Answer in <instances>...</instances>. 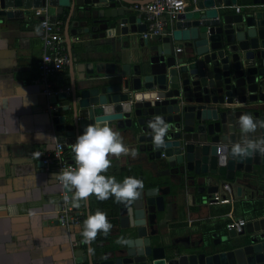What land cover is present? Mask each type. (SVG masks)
I'll return each mask as SVG.
<instances>
[{
  "label": "water",
  "instance_id": "water-1",
  "mask_svg": "<svg viewBox=\"0 0 264 264\" xmlns=\"http://www.w3.org/2000/svg\"><path fill=\"white\" fill-rule=\"evenodd\" d=\"M148 1L0 0V14L12 13L16 6L47 4L54 20L63 7L68 9L63 36L69 83L52 96L57 103L52 117L59 125L54 128L56 140L65 148L86 125L105 120L132 135L149 158L178 174L180 185L184 178L201 174L200 182L209 181L214 191L223 175L240 179L250 189L254 208L240 231L180 243L168 240L161 230L164 195L158 186H149L130 206L119 205L127 243L106 251L87 250L84 257L89 264H264V155H228L226 164L219 155L221 146L241 141L242 114L264 123V0H239L245 11L237 12L223 10L237 0H188L162 34L143 37L145 44L151 43L131 67L125 62L119 70L114 61L97 62L94 68L92 61L76 62L70 34L93 30L92 36L104 35L116 24L120 32L131 27L144 31L146 20L133 5ZM74 11L79 28L73 29L69 17ZM176 40L182 43L181 52L175 50ZM84 50H78L81 57ZM100 65L109 69L102 72ZM73 67L79 71L75 75ZM156 116L169 125L160 148L153 146L147 124ZM249 135L264 138V128Z\"/></svg>",
  "mask_w": 264,
  "mask_h": 264
},
{
  "label": "crops",
  "instance_id": "crops-1",
  "mask_svg": "<svg viewBox=\"0 0 264 264\" xmlns=\"http://www.w3.org/2000/svg\"><path fill=\"white\" fill-rule=\"evenodd\" d=\"M234 5L240 6L239 11H245L239 0L223 10L237 12ZM36 6H16L12 13L0 14V264H89L84 257L89 247L94 251H106L124 246L117 243L118 238H126L125 228L120 224V203L114 197L98 200L93 195L87 200L88 204L81 201L82 205L76 207L79 223L65 226L57 221L56 208L62 187L56 181V172L43 168L38 152L54 146L57 138L54 128L58 124H54L46 109L47 98L41 84L34 81L41 53L38 17L33 12ZM67 12L68 9L63 7L57 17L62 20V33ZM76 18L74 11L69 17V23L72 22L69 28H79ZM112 20L114 18L109 19ZM131 28L120 32L116 24L104 35L92 36L93 30L70 34L76 62L92 61L93 68L97 62L105 65L109 61L115 62L116 70L122 62L131 67L151 43L145 44L142 31H131ZM174 45L181 47L180 52L183 50L181 41L176 40ZM64 46L66 49L65 41ZM83 47L84 56L81 57L78 50ZM104 65H100L102 72L109 69ZM78 72L73 67L72 73ZM52 81L57 86H68L67 62ZM116 131L123 137L125 145L138 155L110 156L112 167L104 174L114 176L118 181L134 176L143 181V188H160L165 210L160 212L163 219L159 226L166 232L168 240L195 243L201 235L208 239L222 237L227 233V221L238 217L245 221L249 219L254 200L249 187L240 183V179L238 182L235 178L221 176L216 190L228 195V200L209 202L212 183L200 182L201 174L194 175L193 179L184 178L180 185L179 175L138 149L132 135L121 129ZM71 146L67 144L66 153L76 166ZM223 183L229 184L230 194L225 193ZM97 210L107 214L113 227L107 236L100 233L88 245L81 236L83 223L86 216Z\"/></svg>",
  "mask_w": 264,
  "mask_h": 264
},
{
  "label": "clouds",
  "instance_id": "clouds-1",
  "mask_svg": "<svg viewBox=\"0 0 264 264\" xmlns=\"http://www.w3.org/2000/svg\"><path fill=\"white\" fill-rule=\"evenodd\" d=\"M153 133V146L160 148L165 145V137L169 130L168 123L164 118L156 116L147 122ZM242 139L230 146L224 145L219 148L220 161L227 163L228 155L235 157L254 156L257 151L264 155V138L254 139L249 134L256 133L258 127L264 128V123L254 120L251 114H242L239 117ZM74 154L75 167L62 169L56 178L63 187L72 193L71 203L73 207H80L81 201H87L95 196L98 200L115 198L118 203L130 206L139 199L143 190V181L134 176H127L118 181L114 176L104 173L112 167L110 156L119 158L124 155L137 156L138 153L130 150L124 143L121 134L112 128L107 121L98 120L94 124H88L79 134L71 146ZM67 199V198H66ZM112 224L105 212L97 210L89 214L85 219L81 236L85 244L90 245L96 240L98 234L107 236ZM117 243L126 244L123 237L118 238ZM89 253H93L91 247Z\"/></svg>",
  "mask_w": 264,
  "mask_h": 264
},
{
  "label": "built area",
  "instance_id": "built-area-1",
  "mask_svg": "<svg viewBox=\"0 0 264 264\" xmlns=\"http://www.w3.org/2000/svg\"><path fill=\"white\" fill-rule=\"evenodd\" d=\"M186 0H150L142 4H134L138 15L146 20V28L142 31V36L153 38L163 33V29L176 15L186 9ZM235 11H239L240 6L234 5ZM34 14L38 17L40 29V57L37 60V74L34 81L42 86V92L47 98L46 109L52 116V111L56 107V102L52 100V96L61 91V86L55 85L52 77L67 62L68 55L64 46V38L62 33V20L57 17L54 20L49 19L47 4L38 5L33 9ZM162 15L165 17L163 18ZM180 46H175L176 51H180ZM40 161L44 169H51L56 174L62 169L75 167L66 155V148L62 142L55 140L51 149L38 150ZM60 199L57 203L56 216L60 225H69L79 223L80 218L76 207L72 206V193L67 191L61 182ZM225 193L231 192L228 183L222 185ZM67 198V199H66ZM228 195L221 194L217 190L212 191L208 198L209 202L227 201ZM82 205V203H81ZM245 219L238 217L231 219L225 223L227 230L240 231L245 225Z\"/></svg>",
  "mask_w": 264,
  "mask_h": 264
},
{
  "label": "trees",
  "instance_id": "trees-1",
  "mask_svg": "<svg viewBox=\"0 0 264 264\" xmlns=\"http://www.w3.org/2000/svg\"><path fill=\"white\" fill-rule=\"evenodd\" d=\"M68 153H66V155H67Z\"/></svg>",
  "mask_w": 264,
  "mask_h": 264
}]
</instances>
